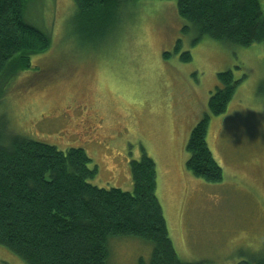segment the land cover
<instances>
[{"label": "rangeland", "instance_id": "374dc122", "mask_svg": "<svg viewBox=\"0 0 264 264\" xmlns=\"http://www.w3.org/2000/svg\"><path fill=\"white\" fill-rule=\"evenodd\" d=\"M74 10V0H27L25 19L48 31L51 45L13 78L0 100V122L62 151L82 148L97 169L87 181L105 189H133L129 164L144 148L156 164L157 197L182 260L238 264L263 254L264 45L206 36L194 42L197 33L177 14L176 0L126 4L106 39L80 32ZM185 51L187 62L180 59ZM228 69L245 78L209 123L207 145L223 176L208 183L186 170L185 146L217 73ZM117 238L108 241L109 264H148V243ZM0 264L28 263L0 245Z\"/></svg>", "mask_w": 264, "mask_h": 264}, {"label": "trees", "instance_id": "16d2710c", "mask_svg": "<svg viewBox=\"0 0 264 264\" xmlns=\"http://www.w3.org/2000/svg\"><path fill=\"white\" fill-rule=\"evenodd\" d=\"M133 1L74 0L73 22L80 32L106 39L120 24L119 9ZM26 4L0 0V100L13 78L32 67L31 57L51 45L48 31L25 19ZM176 11L196 31L194 42L206 36L242 47L264 45V0H176ZM180 59L191 60L190 52ZM244 78L235 79L230 69L218 72L207 111L189 131L185 168L205 182L223 176L207 145L209 123L227 110ZM258 90L264 93V81ZM141 149L129 164L133 189H105L87 181L97 169L89 168L82 148L62 151L0 122V245L28 264H109V239L128 236L150 245L148 264H195L173 246L156 193V164ZM238 264H264V253Z\"/></svg>", "mask_w": 264, "mask_h": 264}, {"label": "crops", "instance_id": "0c3cea01", "mask_svg": "<svg viewBox=\"0 0 264 264\" xmlns=\"http://www.w3.org/2000/svg\"><path fill=\"white\" fill-rule=\"evenodd\" d=\"M187 135V134H186Z\"/></svg>", "mask_w": 264, "mask_h": 264}]
</instances>
